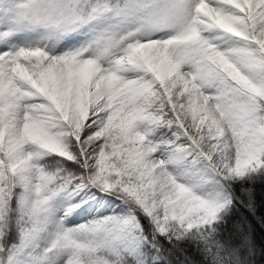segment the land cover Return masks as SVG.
Here are the masks:
<instances>
[{
  "label": "snow or ice",
  "instance_id": "6c2138e0",
  "mask_svg": "<svg viewBox=\"0 0 264 264\" xmlns=\"http://www.w3.org/2000/svg\"><path fill=\"white\" fill-rule=\"evenodd\" d=\"M264 0H0V264H264Z\"/></svg>",
  "mask_w": 264,
  "mask_h": 264
},
{
  "label": "trees",
  "instance_id": "16d2710c",
  "mask_svg": "<svg viewBox=\"0 0 264 264\" xmlns=\"http://www.w3.org/2000/svg\"><path fill=\"white\" fill-rule=\"evenodd\" d=\"M256 202H257V215L264 216V185H257L256 186ZM243 214L248 218V220L252 223L254 229L255 239L258 244L264 245V225H262L253 215L248 212L247 209L240 207L237 216L239 217L240 214Z\"/></svg>",
  "mask_w": 264,
  "mask_h": 264
}]
</instances>
